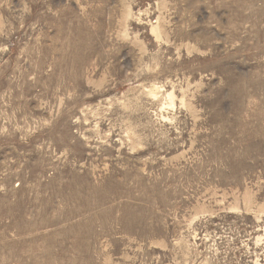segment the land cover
<instances>
[{"label":"rangeland","instance_id":"obj_1","mask_svg":"<svg viewBox=\"0 0 264 264\" xmlns=\"http://www.w3.org/2000/svg\"><path fill=\"white\" fill-rule=\"evenodd\" d=\"M0 264H264V0H0Z\"/></svg>","mask_w":264,"mask_h":264}]
</instances>
